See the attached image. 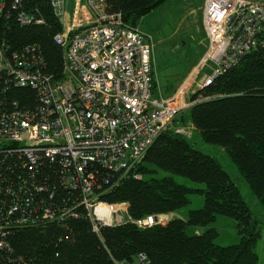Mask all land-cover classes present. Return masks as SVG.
Returning a JSON list of instances; mask_svg holds the SVG:
<instances>
[{"label": "trees", "instance_id": "obj_1", "mask_svg": "<svg viewBox=\"0 0 264 264\" xmlns=\"http://www.w3.org/2000/svg\"><path fill=\"white\" fill-rule=\"evenodd\" d=\"M166 1L105 0L109 12H120L123 21L134 26ZM1 4L0 46L4 45L6 55L27 50V56L42 61L43 73L61 78L63 49L54 35L63 31V25L51 0H0ZM260 38L264 40V28ZM38 97L30 86L9 85L0 73L1 113L15 105L32 109ZM191 98L194 103L179 113L177 121L191 123L205 143L218 145L228 154L238 178L264 210V43ZM158 169L203 187L187 186L171 175L157 177ZM134 172L141 177L124 176L100 195L107 203H127L131 220L104 225L96 233L84 207L77 206L76 215L63 221L4 230L0 233V264H257L255 247L261 223L236 178L216 156L196 148L185 134L169 129L155 138ZM24 181L29 196L21 198L25 205H34L31 208L54 209L80 202L78 192L62 185L57 159L30 164L22 154L1 155L0 189L3 186L8 191L9 186ZM191 193L203 195L204 201L201 207L190 209L186 218L173 215L165 223H136L149 216L175 213L190 203ZM218 215L235 220L239 241L230 245L214 241L218 231L208 225Z\"/></svg>", "mask_w": 264, "mask_h": 264}, {"label": "built area", "instance_id": "obj_2", "mask_svg": "<svg viewBox=\"0 0 264 264\" xmlns=\"http://www.w3.org/2000/svg\"><path fill=\"white\" fill-rule=\"evenodd\" d=\"M51 5L63 25V31L54 35L63 49L61 78L43 73L42 61L27 56V50L7 56L0 46L5 82L30 86L39 94L32 109L15 105L0 112V156L22 154L30 164L57 159L62 185L78 192L80 202L31 208L34 205H25L21 198L29 196L26 181L8 191L1 184L0 233L63 221L76 215L77 206L84 207L96 233L104 225L131 220L127 203L100 198L104 189L124 176L140 178L134 169L155 138L169 129L184 133L174 121L194 103L196 89L211 84L264 43L260 38L264 0H202L205 52L174 92L155 98L150 34L124 22L120 12H109L105 0L76 4L70 23L64 20L65 0H51ZM207 64L209 72L200 78L198 73ZM31 184L36 186L33 180ZM99 208L108 211L102 214ZM153 222L162 221L158 216L136 221L139 226Z\"/></svg>", "mask_w": 264, "mask_h": 264}, {"label": "rangeland", "instance_id": "obj_3", "mask_svg": "<svg viewBox=\"0 0 264 264\" xmlns=\"http://www.w3.org/2000/svg\"><path fill=\"white\" fill-rule=\"evenodd\" d=\"M202 0H167L149 13L140 18L136 27L151 35L154 42V64L155 79L158 86L154 89L153 97L160 98L159 92L166 95L165 91H170L177 85V80L181 82L197 65L201 53L207 45V38L202 23ZM72 15V14H71ZM71 18V17H70ZM203 52V53H204ZM209 72V64L205 65L198 76ZM180 123V122H179ZM181 125V126H180ZM177 125L183 127L186 136L191 138L192 144L202 151L216 156L228 173L236 178L244 199L253 211V215L261 223V237L256 243L255 250L258 255L257 264H264V210L259 206L255 196L246 183L238 178L240 175L236 166L232 163L228 154L218 145L205 143L200 134L190 123ZM171 175L179 182L190 187H203L202 183L193 182L190 179L165 172L157 171L155 176L160 177ZM190 203L178 209L173 214L158 216V219L165 223L173 215L186 218L190 209H195L203 205L204 197L201 194L191 193ZM208 226L217 229L218 235L214 241L219 245H230L239 241L235 220L218 215L216 220ZM204 228H198L202 231Z\"/></svg>", "mask_w": 264, "mask_h": 264}, {"label": "crops", "instance_id": "obj_4", "mask_svg": "<svg viewBox=\"0 0 264 264\" xmlns=\"http://www.w3.org/2000/svg\"><path fill=\"white\" fill-rule=\"evenodd\" d=\"M81 3L82 4H84V0H65V11H66V15H65V22L66 23H70V20H71V14L73 13V11H74V9H75V6H76V4H80L81 5ZM201 3H202V1H201ZM206 49V48H205ZM204 52V51H203ZM203 52L201 53V55H200V57H199V59L201 58V56L203 55ZM198 59V60H199ZM153 60H154V56H153ZM198 62V61H197ZM197 62H196V64H197ZM154 68H155V64H154ZM207 73V72H206ZM156 74V73H155ZM205 74V73H204ZM200 78H202L203 77V75L202 76H199ZM181 78V81L183 80L182 78L183 77H180ZM177 85H175L174 87H172L171 89H170V91H165V93H166V95H162V93L161 92H159V94L160 95H162V96H169L172 92H174L176 89H177V87L180 85V83H179V80H177ZM155 85H156V88H157V86H158V83H157V80H156V83H155ZM179 115V114H178ZM177 115V116H178ZM177 118V117H176ZM175 123L177 124V125H180L181 123H179L178 121H177V119H175V121H174V126H175ZM191 124V123H190ZM191 126L193 127V125L191 124ZM194 128V127H193Z\"/></svg>", "mask_w": 264, "mask_h": 264}, {"label": "bare ground", "instance_id": "obj_5", "mask_svg": "<svg viewBox=\"0 0 264 264\" xmlns=\"http://www.w3.org/2000/svg\"><path fill=\"white\" fill-rule=\"evenodd\" d=\"M102 207H104V206H102ZM98 210H99V213H102V214L108 211L107 209H100V208Z\"/></svg>", "mask_w": 264, "mask_h": 264}, {"label": "water", "instance_id": "obj_6", "mask_svg": "<svg viewBox=\"0 0 264 264\" xmlns=\"http://www.w3.org/2000/svg\"><path fill=\"white\" fill-rule=\"evenodd\" d=\"M196 90H198V89H196Z\"/></svg>", "mask_w": 264, "mask_h": 264}]
</instances>
